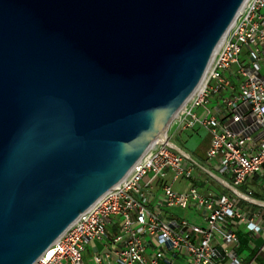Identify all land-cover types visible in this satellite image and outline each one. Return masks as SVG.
<instances>
[{"label": "water", "instance_id": "water-1", "mask_svg": "<svg viewBox=\"0 0 264 264\" xmlns=\"http://www.w3.org/2000/svg\"><path fill=\"white\" fill-rule=\"evenodd\" d=\"M246 0H0V264H35L167 133Z\"/></svg>", "mask_w": 264, "mask_h": 264}, {"label": "built area", "instance_id": "built-area-1", "mask_svg": "<svg viewBox=\"0 0 264 264\" xmlns=\"http://www.w3.org/2000/svg\"><path fill=\"white\" fill-rule=\"evenodd\" d=\"M244 4L198 91L173 120L182 129L208 130L209 167L167 134L35 264H247L236 251L234 221L255 224L250 209H264V201L240 190L264 164V0ZM196 168L227 192L173 188L193 180ZM173 208L187 215L167 211ZM192 214L200 224L189 220Z\"/></svg>", "mask_w": 264, "mask_h": 264}, {"label": "crops", "instance_id": "crops-1", "mask_svg": "<svg viewBox=\"0 0 264 264\" xmlns=\"http://www.w3.org/2000/svg\"><path fill=\"white\" fill-rule=\"evenodd\" d=\"M205 112L206 110L204 108L199 109V114L201 116H203ZM185 132L188 134L187 141L193 143L192 152H189L177 145L175 142H172L179 146L181 149L188 152L198 163L205 167H209V163L206 161V159V164H202L193 155L195 153H199L200 150H202L200 152L201 155L203 154L202 156L206 155V151L209 148L211 139L208 130L200 124L196 125L194 128L189 129H182L177 127L178 134H182ZM204 144L208 145L203 149ZM204 173L205 172H202L201 170L196 168L194 171L193 180L180 179L173 183V188L178 191H183L191 184H194L202 193H205L210 189L214 190L217 193L227 192V189L221 183L217 182L213 178L212 180L206 178L204 176ZM240 190L243 192L251 191L254 198L260 201H264V164L262 167V171L258 174L249 176L246 183L240 188ZM154 191H157V188ZM240 205L241 207H245V204L243 202ZM249 215L250 217H253L255 224L244 223L240 222L239 220L234 221L237 229L236 232L239 237V245L236 248V251L247 264H264V229L259 227L261 220L264 219V209L253 206L250 209Z\"/></svg>", "mask_w": 264, "mask_h": 264}, {"label": "rangeland", "instance_id": "rangeland-1", "mask_svg": "<svg viewBox=\"0 0 264 264\" xmlns=\"http://www.w3.org/2000/svg\"><path fill=\"white\" fill-rule=\"evenodd\" d=\"M167 134L169 136V138L175 142L177 145H179L180 147H182L183 149L189 151V152H192V145L193 143L192 142H188L187 139H188V134L185 132V133H182V134H178L177 133V125H174L173 122L171 123L168 131H167ZM208 144H204L203 146V149L207 147ZM210 145V143H209ZM202 150H200L201 152ZM199 153H195L193 154L194 157L199 160L202 164H206L205 162V159H206V155L202 156L201 154ZM204 176L206 178H209L212 180V178L207 175V173H204ZM179 189V187H178ZM167 211H173L175 212L178 216H184V215H187V211L183 210V209H180V208H173V209H168ZM189 220L191 222H196L197 223H201L200 220L198 222V220L196 219V216L194 214L191 215V217H189Z\"/></svg>", "mask_w": 264, "mask_h": 264}, {"label": "bare ground", "instance_id": "bare-ground-1", "mask_svg": "<svg viewBox=\"0 0 264 264\" xmlns=\"http://www.w3.org/2000/svg\"><path fill=\"white\" fill-rule=\"evenodd\" d=\"M246 2H247V0H246ZM246 2H245V3H246ZM244 6H245V4L243 5L242 9L240 10V13L242 12ZM225 37H226V36H225ZM225 37H224V39H225ZM224 39L222 40V42L224 41ZM222 42L220 43V45L222 44ZM220 45H219V47H220ZM219 47H218V49H219ZM218 49L216 50V52L218 51ZM216 52H215V54H216ZM200 85H201V84H200ZM198 89H199V87L197 88V90H196L194 93H196V92L198 91ZM193 95H194V94H193ZM193 95H192V96H193ZM189 100H190V99H189ZM186 104H187V103H186ZM186 104L181 108V110L178 112V114L176 115V117H175L174 119H176V118L180 115V113L182 112V110L185 108ZM166 135H167V133H164L160 138H158V139L155 141V143L151 146V148H150L149 150H151L152 148H154V147L158 144V142H159L160 140H162V139H164V138L166 137ZM46 253L49 254V255H51V254H52V250H51V248H50Z\"/></svg>", "mask_w": 264, "mask_h": 264}]
</instances>
